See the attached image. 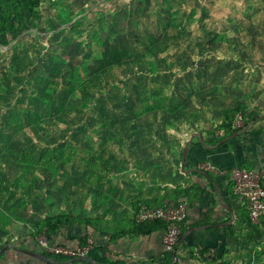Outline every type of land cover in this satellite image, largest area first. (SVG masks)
Returning a JSON list of instances; mask_svg holds the SVG:
<instances>
[{
    "label": "rangeland",
    "instance_id": "rangeland-1",
    "mask_svg": "<svg viewBox=\"0 0 264 264\" xmlns=\"http://www.w3.org/2000/svg\"><path fill=\"white\" fill-rule=\"evenodd\" d=\"M221 3L39 1L34 26L0 48V242L52 215L125 214L132 186L156 176L152 150L190 120L206 36L227 27L212 17L235 5Z\"/></svg>",
    "mask_w": 264,
    "mask_h": 264
},
{
    "label": "crops",
    "instance_id": "crops-1",
    "mask_svg": "<svg viewBox=\"0 0 264 264\" xmlns=\"http://www.w3.org/2000/svg\"><path fill=\"white\" fill-rule=\"evenodd\" d=\"M210 1L222 6V0ZM229 3L235 5L225 18L223 13L212 17L227 27L206 36L204 79L195 85L190 120L178 121L180 129L167 135L166 145L152 150L158 158L156 176L132 186L133 204L114 224L109 221L108 228L82 222L53 233L56 244L78 246L86 236L92 242L93 260L71 264H264L260 233L250 223L247 207L235 197L229 175L221 173L236 166L264 168V0ZM235 109L242 115L240 130L246 129L212 143L223 136L219 126L225 112ZM202 162L212 163L219 172H201ZM164 197L188 203L180 245L172 253L164 249L162 225L134 233L129 222L139 203L156 206ZM37 236L34 229L10 226L1 238L0 264H68L48 258ZM211 251L214 255L209 256Z\"/></svg>",
    "mask_w": 264,
    "mask_h": 264
},
{
    "label": "built area",
    "instance_id": "built-area-1",
    "mask_svg": "<svg viewBox=\"0 0 264 264\" xmlns=\"http://www.w3.org/2000/svg\"><path fill=\"white\" fill-rule=\"evenodd\" d=\"M242 115L238 116L237 126H241ZM201 172L216 173L219 170L210 162H202L199 165ZM221 173L229 175L233 185V192L247 207L250 219L258 224L264 217V168L246 169L238 166L223 170ZM188 217V203L165 199L162 205H140L135 213L138 223L163 221L166 224L164 233V249L167 252H175L180 245L182 236V224ZM37 240L46 254L64 257L68 260L89 256L93 249L92 242L78 246L56 244L45 233L39 234ZM214 255V251L209 252Z\"/></svg>",
    "mask_w": 264,
    "mask_h": 264
},
{
    "label": "trees",
    "instance_id": "trees-1",
    "mask_svg": "<svg viewBox=\"0 0 264 264\" xmlns=\"http://www.w3.org/2000/svg\"><path fill=\"white\" fill-rule=\"evenodd\" d=\"M39 1L40 0H0V48L9 47L24 32L28 31L30 27L34 26V22L37 19V13H38L37 9L39 7L38 6ZM157 89H158L157 91L151 92V96L156 100L154 107L155 108L162 107V109H164L163 108L164 107L163 105L164 89H161V88H157ZM238 112L239 110H236V109L225 112L224 122L221 123L219 126L223 130V136L221 139H214L212 143H217L221 141L222 139L231 136L233 133L237 132L238 130L242 128V127H237L236 122H235L236 118L239 115ZM3 165L5 166V164ZM240 168L251 169L248 166H240ZM207 175L209 176L210 174L207 173ZM19 177L21 180H24L23 175H20ZM235 197L239 199L237 195H235ZM167 198H170L175 201H179L175 197H164L160 200L159 204L157 205H162L164 200ZM142 204L143 203L138 204L137 210ZM7 205L8 204H2V202L0 201V211H1L0 219L3 218V215H4L3 209L9 211V208ZM145 205L152 206L148 204H145ZM248 217H249L250 223L255 225L256 229L260 233L259 238H261V241H263L264 243V217L261 219V221L258 224H255L251 221L249 212H248ZM97 221L98 222H95V221L93 222L87 218L78 219L76 216L69 214V213L57 214V215H52V216L43 218L39 223H37L34 230H35L36 235L45 233L47 237L51 240L53 233L58 231L63 226H71L75 223L85 222L90 225H98V227H100L101 224H106V227L108 228V225L112 223V222L99 223V220ZM129 222L130 224H132L134 233L150 232L151 228L153 230V227L156 225H162L164 229L166 228V224L163 221L138 223L135 220V216ZM114 223L115 221H113V224ZM87 242H88V236L82 239L81 244H86ZM92 254H93V249L91 250L89 255L91 256ZM46 256L50 259H55V260H61V261L68 260L64 257L54 256L50 254H46ZM169 261H171V259Z\"/></svg>",
    "mask_w": 264,
    "mask_h": 264
},
{
    "label": "water",
    "instance_id": "water-1",
    "mask_svg": "<svg viewBox=\"0 0 264 264\" xmlns=\"http://www.w3.org/2000/svg\"><path fill=\"white\" fill-rule=\"evenodd\" d=\"M245 129H246V127H244L242 130L236 132V133L233 134L232 136H236V135H238V134H241ZM199 138H200L202 144H203L204 146H206V144L204 143V141L202 140V138L200 137V135H199ZM227 139H229V138H227ZM227 139H224L223 142L226 141ZM188 151H189V145L185 146V149H184V152H183L182 168H184L185 161H186V158H187V155H188ZM89 260H93L91 256L77 257V258H74V259L68 260L67 263H68V264H71V263H73V262L89 261Z\"/></svg>",
    "mask_w": 264,
    "mask_h": 264
}]
</instances>
